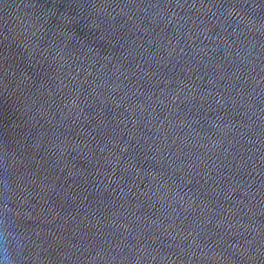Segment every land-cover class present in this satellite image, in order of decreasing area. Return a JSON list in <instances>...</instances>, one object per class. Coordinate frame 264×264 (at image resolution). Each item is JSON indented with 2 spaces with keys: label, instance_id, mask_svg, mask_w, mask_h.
<instances>
[{
  "label": "water",
  "instance_id": "obj_1",
  "mask_svg": "<svg viewBox=\"0 0 264 264\" xmlns=\"http://www.w3.org/2000/svg\"><path fill=\"white\" fill-rule=\"evenodd\" d=\"M14 264H264V0H0V223Z\"/></svg>",
  "mask_w": 264,
  "mask_h": 264
},
{
  "label": "clouds",
  "instance_id": "obj_2",
  "mask_svg": "<svg viewBox=\"0 0 264 264\" xmlns=\"http://www.w3.org/2000/svg\"><path fill=\"white\" fill-rule=\"evenodd\" d=\"M8 212L6 208L4 220L0 223V264H14V254L20 247L18 235L11 229Z\"/></svg>",
  "mask_w": 264,
  "mask_h": 264
}]
</instances>
